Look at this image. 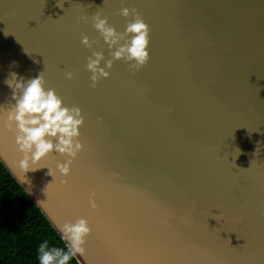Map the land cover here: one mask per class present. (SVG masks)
<instances>
[{
	"label": "water",
	"instance_id": "water-1",
	"mask_svg": "<svg viewBox=\"0 0 264 264\" xmlns=\"http://www.w3.org/2000/svg\"><path fill=\"white\" fill-rule=\"evenodd\" d=\"M123 7L148 25L149 59L114 60L93 87L88 57L111 59L93 17L123 32ZM10 72L81 110L67 175L54 152L53 177L22 170L0 126V161L60 236L88 221L80 264H264V0H0L5 115Z\"/></svg>",
	"mask_w": 264,
	"mask_h": 264
},
{
	"label": "clouds",
	"instance_id": "clouds-1",
	"mask_svg": "<svg viewBox=\"0 0 264 264\" xmlns=\"http://www.w3.org/2000/svg\"><path fill=\"white\" fill-rule=\"evenodd\" d=\"M120 15L125 18L133 16L123 32H117L110 26L107 17L102 18L100 14L93 17V27L100 33L111 54L108 60H104L101 52L95 51L88 57L86 68L91 73L93 87L100 79L109 77L108 69L114 60L122 59L130 68L139 69L149 59L148 25L135 9L123 7ZM81 43L86 48L92 46L87 36L81 38ZM101 61H104L103 66ZM65 76L71 79L72 73L66 72ZM4 83L11 89L13 103L6 115L0 112V126L14 130L15 144L21 153L19 167L25 172L47 168L46 175L53 177V169L41 166V162L54 152L66 157L63 162L56 164L55 171L67 175L72 160L83 149L79 140V129L84 122L80 108L64 105L54 89L44 87V78L40 73L25 78L10 72ZM89 203L93 208L96 207L91 198ZM90 231L88 221L83 217L63 224L61 239L67 241L70 251L50 249L47 242H43L38 249L39 264H67L73 254H83L85 237Z\"/></svg>",
	"mask_w": 264,
	"mask_h": 264
},
{
	"label": "trees",
	"instance_id": "trees-1",
	"mask_svg": "<svg viewBox=\"0 0 264 264\" xmlns=\"http://www.w3.org/2000/svg\"><path fill=\"white\" fill-rule=\"evenodd\" d=\"M70 251L33 199L0 161V264H39V245ZM67 264H80L74 254Z\"/></svg>",
	"mask_w": 264,
	"mask_h": 264
}]
</instances>
